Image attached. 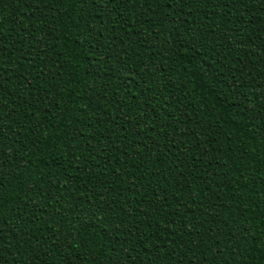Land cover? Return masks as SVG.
Listing matches in <instances>:
<instances>
[{"label":"trees","instance_id":"obj_1","mask_svg":"<svg viewBox=\"0 0 264 264\" xmlns=\"http://www.w3.org/2000/svg\"><path fill=\"white\" fill-rule=\"evenodd\" d=\"M260 127L264 0H0V264H264Z\"/></svg>","mask_w":264,"mask_h":264},{"label":"snow or ice","instance_id":"obj_2","mask_svg":"<svg viewBox=\"0 0 264 264\" xmlns=\"http://www.w3.org/2000/svg\"><path fill=\"white\" fill-rule=\"evenodd\" d=\"M257 132H258L260 135L264 136V127H260V128H258V129H257ZM108 235H110V234H108ZM114 248H115V245H114ZM4 264H7V262L5 261Z\"/></svg>","mask_w":264,"mask_h":264}]
</instances>
